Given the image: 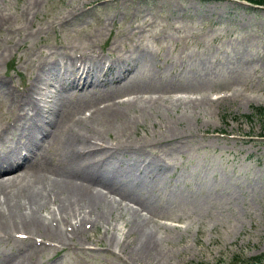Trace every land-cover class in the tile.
<instances>
[{
  "label": "rangeland",
  "instance_id": "1",
  "mask_svg": "<svg viewBox=\"0 0 264 264\" xmlns=\"http://www.w3.org/2000/svg\"><path fill=\"white\" fill-rule=\"evenodd\" d=\"M25 1L2 4L21 18ZM246 5L236 0H40L26 23L43 24L42 33L34 40L16 39L0 63L17 87L27 84L38 48L47 45L98 51L103 60L119 56L136 66V80L126 73L114 77L113 70L104 73L100 66L91 74L120 78L117 95L131 92L132 97L147 88L143 96H157L145 101L144 109L142 101L128 103L130 122L117 136L142 138L147 142L143 155L155 156L163 167L158 177L147 175L148 187L141 193L148 205L140 210L158 233L161 251L141 264H238L232 261L235 254L264 252V109L259 108L264 105V6ZM62 14L67 17L61 19ZM138 81L148 84L140 87ZM42 85L51 91L50 84ZM211 91L226 92L210 99ZM0 93L1 108L5 97ZM203 93L209 96H198ZM112 131L104 137L108 142L116 138ZM124 152L114 158L115 167L127 174L139 171ZM122 203V213L112 211L107 226L81 222L83 233L71 239L78 246L39 243L35 263L131 264L126 259L139 264L124 248L131 243L126 239L133 232L126 230L135 203ZM117 235L121 244L125 239L123 246L110 241Z\"/></svg>",
  "mask_w": 264,
  "mask_h": 264
},
{
  "label": "bare ground",
  "instance_id": "2",
  "mask_svg": "<svg viewBox=\"0 0 264 264\" xmlns=\"http://www.w3.org/2000/svg\"><path fill=\"white\" fill-rule=\"evenodd\" d=\"M39 1L22 4L18 18L15 10L0 0V63L12 52L13 44L17 45L16 39L34 40L43 30V24L26 23L28 13L35 12ZM66 17L62 14L60 18ZM61 47L38 48L32 74L21 88L12 84V77L0 68V91L5 97L0 108V242L11 241L6 248L0 246V264H36V236L41 241H55L54 245L71 243L73 236L83 233L86 221L107 226L112 211L122 213L123 199L135 203L133 207L127 205L132 221L126 231L133 234L126 239L131 243H124V248L129 247L130 260L141 264L161 251L158 233L154 234L153 226L140 210L148 205L141 193L148 187L147 175L152 173L156 178L163 167L155 156L143 155L147 142L142 138L117 136L130 122L128 103L142 101L140 109H144L145 101L156 100L157 96H143L148 90L142 88L145 90L134 91L132 97L116 99L115 93L123 85L120 78L114 77L123 73L134 80L139 77L132 62L119 56L106 61L98 54H74ZM86 61H91L92 68L100 66L104 73L113 70L114 77L100 80L90 76L78 86L71 74L58 72L64 65L70 66L72 73L78 69L82 72L83 68L74 64L86 66ZM141 82H137L140 87L148 84ZM42 83L50 84L51 91L46 92ZM81 104L84 106L79 110ZM84 107L88 113H83ZM110 130H114L116 138L108 142L104 137ZM124 151L128 152L127 163L138 164L139 171L127 174L115 167L114 158ZM16 230L25 232V236L16 235ZM109 237L116 246L121 244L120 236Z\"/></svg>",
  "mask_w": 264,
  "mask_h": 264
},
{
  "label": "trees",
  "instance_id": "3",
  "mask_svg": "<svg viewBox=\"0 0 264 264\" xmlns=\"http://www.w3.org/2000/svg\"><path fill=\"white\" fill-rule=\"evenodd\" d=\"M254 1H258V2H264V0H254ZM259 108H262V109H264V105H261V106H259ZM263 112H264V110H263Z\"/></svg>",
  "mask_w": 264,
  "mask_h": 264
}]
</instances>
